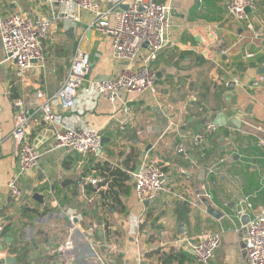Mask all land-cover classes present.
<instances>
[{"label":"crops","instance_id":"crops-1","mask_svg":"<svg viewBox=\"0 0 264 264\" xmlns=\"http://www.w3.org/2000/svg\"><path fill=\"white\" fill-rule=\"evenodd\" d=\"M98 1L106 7L114 5ZM125 2L116 7L124 8ZM161 2L170 5L171 24L170 42L154 63L156 92L126 95L125 107L79 90L73 108L60 107L55 122L47 121L56 129L100 130L106 138L101 152L84 156L53 148L55 133L43 124L37 91L54 94L61 87L79 44L92 62L84 88L105 75H116L127 63L115 57L111 36L92 28L93 13L75 4L0 0V18L16 11L32 18L62 16L44 39V59L28 71L26 83L7 57L0 35V119L5 136L0 147V207L11 203L0 213V247H4L0 264H9L6 257L14 259L11 264H60L66 257L55 249L70 234L76 244L73 264H179L177 259L164 263L156 251L184 253L185 264H199L189 242L207 231L221 233L210 264H244V224L264 212V148L258 146L264 134V82L255 85L262 76L258 69L264 66V39L242 38L245 30L232 20L229 0ZM257 4L264 26V0ZM213 36L222 39L226 53L206 46ZM246 51L254 56L247 57ZM18 101L30 109L29 139L42 152L39 165L24 174L19 173L11 137ZM222 114L229 124H217L214 133L196 143L194 137ZM180 143L190 158L176 151ZM131 153L133 161L127 166L124 160ZM146 153L166 164L169 179L166 190L143 205L137 199L133 171L141 167ZM107 163L129 177L112 186L110 196V186L86 179H103L99 167ZM12 179L24 190L20 201L11 196ZM34 192L42 194L44 202L33 198ZM248 203L252 204L248 214L238 216L237 211ZM210 208L223 216L214 217ZM70 209L80 212L82 220L72 221ZM109 225H114L112 230Z\"/></svg>","mask_w":264,"mask_h":264},{"label":"built area","instance_id":"built-area-1","mask_svg":"<svg viewBox=\"0 0 264 264\" xmlns=\"http://www.w3.org/2000/svg\"><path fill=\"white\" fill-rule=\"evenodd\" d=\"M51 6L75 4L77 9L93 13L92 28L96 31L111 36L113 52L118 60L127 64L114 76L106 80L89 82L84 88L91 72L92 62L90 54L79 44L67 74L61 87L54 94H47L43 90L37 91V97L42 100L41 109L44 119L55 122V112L58 108H73L76 104L79 90L93 93L97 97H104L116 104L121 102L127 107L126 95H141L148 91L157 90V71L154 63L158 60L161 50L166 47L170 38L168 35L170 21V5L157 0H107L114 5L103 6L98 0H48ZM126 1V2H125ZM125 2L126 8H117L116 5ZM229 14L234 22L245 30L242 38L251 40L264 39V26L258 18L257 0H229ZM62 18L61 14L50 17L41 16L32 18L25 12H12L0 18V35L4 50L9 59L15 62L17 75L26 83L28 71L35 62L44 59L43 41L52 29L55 20ZM147 44V47L144 45ZM215 49L220 48L222 53L228 51V47H222V39L212 37L206 44ZM145 48V53L142 51ZM247 57L254 56L251 51H246ZM263 76L255 81L260 85ZM20 109L14 115V127L11 137L15 144V156L17 158L20 174L39 165L42 152L29 139V124L31 120L30 109L17 102ZM218 125L208 122L204 132L196 135V143L207 135L214 133ZM102 133L95 128H70L57 129L52 146L53 148H66L81 155H98L102 147ZM5 140L2 121L0 119V147ZM258 146L264 148V134L258 140ZM176 151L184 158H190V154L183 143L176 147ZM213 170V168H211ZM135 178L134 188L138 201L143 204L154 202L163 191L169 179L166 164L150 159L146 153L138 173L133 171ZM88 183L98 185L103 179L89 176ZM109 179L105 187L110 186ZM11 196L20 201L24 196V190L15 179L8 183ZM211 198L210 194H206ZM93 197L90 198L92 203ZM198 206L199 203H196ZM246 207L240 208L237 215L243 217L248 214ZM70 219L82 220V214L76 209H70ZM142 223V220L139 221ZM114 225H109L111 230ZM245 227V260L244 264H264V212L256 213L244 224ZM2 226H0V231ZM221 241L219 231H207L191 238L189 244L199 264H210L215 257V252ZM76 249L72 234L60 243L55 251L65 260L60 264H73L72 251ZM71 254V255H70Z\"/></svg>","mask_w":264,"mask_h":264},{"label":"trees","instance_id":"trees-1","mask_svg":"<svg viewBox=\"0 0 264 264\" xmlns=\"http://www.w3.org/2000/svg\"><path fill=\"white\" fill-rule=\"evenodd\" d=\"M157 1L161 2L164 0H157ZM133 156H134L133 153L127 155L126 159L124 160V163L127 166L131 161H133ZM99 168L101 169L100 173H101V176H103L102 177L103 181L99 182L98 186L105 184L109 179H112V181L110 182V190H108L107 192L109 196L113 192V188H111L112 186H115L119 182L124 183L125 181L129 179L128 174L124 170L119 168L118 166H111L109 163H107V166L102 165V167H99ZM114 202L121 203V200L117 197L116 198L114 197ZM156 253L158 254L159 257H161L164 263H167L168 261H173L175 259L178 260L179 264H185V261H186L184 253L179 254L178 252L175 253L173 251L169 253H159L156 251L155 254Z\"/></svg>","mask_w":264,"mask_h":264},{"label":"water","instance_id":"water-1","mask_svg":"<svg viewBox=\"0 0 264 264\" xmlns=\"http://www.w3.org/2000/svg\"><path fill=\"white\" fill-rule=\"evenodd\" d=\"M127 6H125L124 8H126ZM144 47H147V44H145L144 45ZM258 73L260 74V75H262L263 76V82H264V66H261L259 69H258ZM111 76L110 75H105L104 76V78H102L101 80H106V79H108V78H110ZM215 124H219V125H228L229 124V122H228V120H227V116H226V114H222V115H220L219 116V118L214 122ZM236 123V125L237 126H239L238 125V122H235ZM43 124H45V126L46 127H51V129L53 130V133H55L56 132V128H55V126L54 125H50L47 121L45 122V123H43ZM53 136V134L51 135V137ZM105 140H106V138L105 137H102V140H101V144L103 145L104 143H105ZM46 141V140H45ZM100 152H101V149H100ZM139 169L140 168H138L137 169V171H136V173H138V171H139ZM33 198H35V199H37V200H39V201H41V202H44V196L42 195V194H40L39 192H34V194H33ZM207 205H210V202H207ZM7 207H11V203H9L8 204V206ZM7 207H5V206H3V207H0V213L1 212H5L6 210H7ZM210 213L214 216V217H216V218H221L222 216H223V213L220 211V210H218V209H215V208H210ZM4 219H6V218H3V220ZM102 220H99V226H100V230H101V227H102ZM182 228H183V230H182ZM179 232L180 233H183L184 232V224H181L180 225V230H179ZM4 249V247H0V252H2V250ZM13 258H11V257H6L5 258V262L6 263H9V264H11L12 263V260ZM13 261H14V259H13Z\"/></svg>","mask_w":264,"mask_h":264},{"label":"rangeland","instance_id":"rangeland-1","mask_svg":"<svg viewBox=\"0 0 264 264\" xmlns=\"http://www.w3.org/2000/svg\"><path fill=\"white\" fill-rule=\"evenodd\" d=\"M82 228H84V229H86V227L84 226V225H82ZM112 230V229H111ZM114 232H111L110 234L112 235ZM117 249V248H116ZM117 250H119V249H117ZM118 255V254H117ZM120 256V255H119ZM118 256V257H119Z\"/></svg>","mask_w":264,"mask_h":264}]
</instances>
